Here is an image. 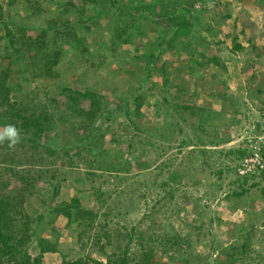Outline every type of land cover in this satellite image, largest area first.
<instances>
[{"label":"rangeland","instance_id":"obj_1","mask_svg":"<svg viewBox=\"0 0 264 264\" xmlns=\"http://www.w3.org/2000/svg\"><path fill=\"white\" fill-rule=\"evenodd\" d=\"M109 3L0 0V264H264V0Z\"/></svg>","mask_w":264,"mask_h":264},{"label":"trees","instance_id":"obj_2","mask_svg":"<svg viewBox=\"0 0 264 264\" xmlns=\"http://www.w3.org/2000/svg\"><path fill=\"white\" fill-rule=\"evenodd\" d=\"M108 1L110 2L108 6L116 5L115 0H108ZM95 2H96V4H98V6L101 7L102 5H104L106 3V0H95ZM120 10H121V12L123 14H126L127 11H128L127 8H125L123 6L120 7ZM132 11L134 13L137 12L136 9H132ZM165 17H167L168 22H171V23H173L175 25V27H176V29L174 31V36L175 37H182V36H184V35L189 33L190 23L187 20L188 18L186 19V18H183V17H180V16L179 17L171 16L170 13L165 15ZM69 99L74 100L70 95H69ZM35 123H37V120L33 121V122H30L29 124H25V126H28V127L35 126ZM2 207H3V204L2 205L0 204V210H2ZM41 219H43V217L39 216L38 220L40 221ZM3 237H4V235H3V233L0 230V238L2 239ZM26 257H28L27 258L28 259V263H30V258H29L30 256L26 255Z\"/></svg>","mask_w":264,"mask_h":264},{"label":"clouds","instance_id":"obj_3","mask_svg":"<svg viewBox=\"0 0 264 264\" xmlns=\"http://www.w3.org/2000/svg\"><path fill=\"white\" fill-rule=\"evenodd\" d=\"M7 141L9 147H13L20 141L19 130L15 125L7 124L4 126L3 133H0V143Z\"/></svg>","mask_w":264,"mask_h":264}]
</instances>
